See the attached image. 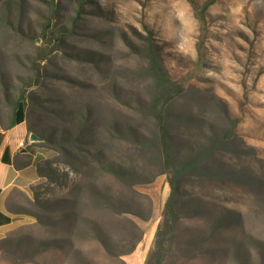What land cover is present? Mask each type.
I'll use <instances>...</instances> for the list:
<instances>
[{"label":"rangeland","instance_id":"rangeland-1","mask_svg":"<svg viewBox=\"0 0 264 264\" xmlns=\"http://www.w3.org/2000/svg\"><path fill=\"white\" fill-rule=\"evenodd\" d=\"M205 1L0 0V127L21 93L42 138L0 264H264V0Z\"/></svg>","mask_w":264,"mask_h":264},{"label":"crops","instance_id":"crops-1","mask_svg":"<svg viewBox=\"0 0 264 264\" xmlns=\"http://www.w3.org/2000/svg\"><path fill=\"white\" fill-rule=\"evenodd\" d=\"M28 133L24 119L0 127V238L18 219H14L18 213L9 207L12 190H25L40 177L37 152ZM133 254L128 264H143L145 250L138 247Z\"/></svg>","mask_w":264,"mask_h":264},{"label":"trees","instance_id":"trees-1","mask_svg":"<svg viewBox=\"0 0 264 264\" xmlns=\"http://www.w3.org/2000/svg\"><path fill=\"white\" fill-rule=\"evenodd\" d=\"M211 0H206L203 4V8H206L209 4H210ZM78 6H82V3L79 2ZM79 10V8H78ZM203 10V9H202ZM158 111L160 112V109H158ZM11 119L8 122V124L3 125L2 127H10L12 125H14L15 123L21 121L24 119V102H23V96L21 95V93L19 94V96L17 97V99L14 100V102L12 103L11 106ZM159 119H161L160 117H158ZM160 121V120H159ZM160 128H163L162 123H159ZM29 131L35 130V129H31L28 128ZM161 150L162 153L164 155V160L166 163H169L170 161V156H169V151H168V146L167 143L164 139V131L162 130L161 132ZM39 176H41V174H39ZM166 204L168 205L169 202L167 200ZM18 218V214L16 215V217H14V219ZM8 221V220H7Z\"/></svg>","mask_w":264,"mask_h":264},{"label":"water","instance_id":"water-1","mask_svg":"<svg viewBox=\"0 0 264 264\" xmlns=\"http://www.w3.org/2000/svg\"><path fill=\"white\" fill-rule=\"evenodd\" d=\"M28 139L37 141V140H41L42 138L39 135H37L36 133H34L33 131H29Z\"/></svg>","mask_w":264,"mask_h":264}]
</instances>
